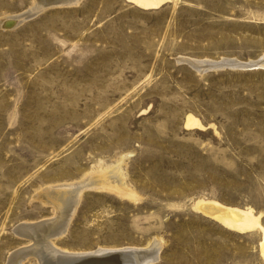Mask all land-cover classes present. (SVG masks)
Returning <instances> with one entry per match:
<instances>
[{"label":"rangeland","instance_id":"rangeland-1","mask_svg":"<svg viewBox=\"0 0 264 264\" xmlns=\"http://www.w3.org/2000/svg\"><path fill=\"white\" fill-rule=\"evenodd\" d=\"M68 1L0 0V264L33 245L17 226L56 219L54 190L70 200L57 249L264 264L257 229L193 208L264 227V66H206L264 60V0ZM118 166L133 198L91 180Z\"/></svg>","mask_w":264,"mask_h":264},{"label":"bare ground","instance_id":"bare-ground-1","mask_svg":"<svg viewBox=\"0 0 264 264\" xmlns=\"http://www.w3.org/2000/svg\"><path fill=\"white\" fill-rule=\"evenodd\" d=\"M36 1L38 3L45 2V0H36ZM48 1H49V3H47L48 5H53L52 3H50V1L52 0H48ZM64 1H67V3H69L68 0H61L62 2L61 4H65L66 2ZM126 1L135 4L137 7L141 9L146 10V9L158 8L165 1H169V0H126ZM76 2H78V0ZM34 12L35 11L32 10L30 12V16L35 14L37 10L35 13ZM17 21L18 19L15 20V22ZM8 23L6 22V24ZM221 61H226V59L225 60L221 59ZM233 62L232 61L230 62L227 60L226 62H223V64L228 65L229 66L228 68L230 69L231 68L240 69L239 64H236ZM252 62H250V64ZM244 65H248V64H244ZM252 65L263 67L264 60L262 62L255 61L254 63H252ZM206 66L209 67L210 64ZM214 66L215 65L211 67H214ZM199 68L201 67L199 66ZM198 70H201V69H198ZM185 126L202 127L200 121L196 117H194L192 114L186 115ZM103 173H102L103 174L102 176L100 175L101 177L96 175L98 176L97 178L91 179L95 183V185H98L100 188L105 187V189H107L106 187L116 188V189L122 190L123 192L127 193L130 197L132 198L134 197V194L129 193L126 190L127 188H124L123 184L121 183L123 175H122V172L119 166H118V169L114 173H110V174L105 173V172ZM54 191L49 192L50 197L48 196L49 197L48 199H51L50 201L52 205H54L55 208L59 209L56 219H53V221L38 222V223L30 224V225H27V224L21 225L22 224L21 223L20 226H17L14 229V232L18 236L25 237L29 241H32L33 245L32 247H29V248H25V249L18 250V251L17 250L13 251L11 255L9 254L10 257L8 259L7 264H22L23 260L29 254L35 255L38 259L37 261H39L41 264H132V263L134 264V261L136 264H139L134 254L127 250L125 251H111V250L110 251H97L94 253H90V252L75 253V252H66V251L57 249L56 247H54V244H52L53 242L49 243L50 242L49 240H51V237L53 238L58 237L65 230L64 229L66 226L64 224L65 221L62 222V219L67 215L66 214L67 212H65L66 208L70 207V200L65 198L66 197L65 194L63 195L60 192L55 193ZM193 208L200 210L203 214L219 221L225 227L231 228L238 232H245L251 229H257L260 232V251L264 258V227L261 225L259 221L260 215L259 214L255 215L251 208L240 209L237 207H229V206L221 205L214 201H196L193 204ZM146 263L147 262H145V264Z\"/></svg>","mask_w":264,"mask_h":264},{"label":"water","instance_id":"water-1","mask_svg":"<svg viewBox=\"0 0 264 264\" xmlns=\"http://www.w3.org/2000/svg\"><path fill=\"white\" fill-rule=\"evenodd\" d=\"M215 65L214 67L212 68H216V69H221V68H224V67H229L228 65H225L223 63H216V64H210V66H213ZM242 65V66H241ZM209 66V67H210ZM239 67H256V65H251V64H248V65H244V64H239Z\"/></svg>","mask_w":264,"mask_h":264}]
</instances>
